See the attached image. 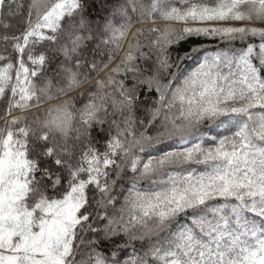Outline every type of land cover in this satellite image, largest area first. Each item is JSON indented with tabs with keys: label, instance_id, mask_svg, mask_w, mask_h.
Here are the masks:
<instances>
[{
	"label": "snow or ice",
	"instance_id": "6c2138e0",
	"mask_svg": "<svg viewBox=\"0 0 264 264\" xmlns=\"http://www.w3.org/2000/svg\"><path fill=\"white\" fill-rule=\"evenodd\" d=\"M0 264H264V0H0Z\"/></svg>",
	"mask_w": 264,
	"mask_h": 264
},
{
	"label": "trees",
	"instance_id": "16d2710c",
	"mask_svg": "<svg viewBox=\"0 0 264 264\" xmlns=\"http://www.w3.org/2000/svg\"><path fill=\"white\" fill-rule=\"evenodd\" d=\"M191 43H192V42H189V43H182V44H180V45H177V51L173 53V56H174V57L177 56V55H179V56H183V55H184V51H185V49H187V48L190 46ZM202 46H203V47H206V48H212V47H214V45H213L212 43L203 44ZM192 65H193V62H192V61H186V62L182 65V67H183L184 69H187V68H189V67L192 66Z\"/></svg>",
	"mask_w": 264,
	"mask_h": 264
}]
</instances>
